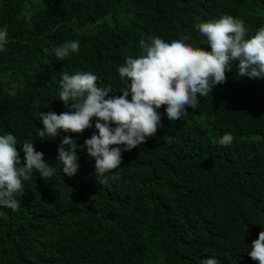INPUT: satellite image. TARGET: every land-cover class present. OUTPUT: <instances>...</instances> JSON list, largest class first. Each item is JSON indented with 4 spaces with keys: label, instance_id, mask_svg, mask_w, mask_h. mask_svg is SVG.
Wrapping results in <instances>:
<instances>
[{
    "label": "trees",
    "instance_id": "obj_1",
    "mask_svg": "<svg viewBox=\"0 0 264 264\" xmlns=\"http://www.w3.org/2000/svg\"><path fill=\"white\" fill-rule=\"evenodd\" d=\"M223 15L243 19L251 38L264 26V0H0L9 40L0 52V135L16 137L22 166L25 142L57 164L47 181L35 170L22 181L18 210L0 207V264H259L248 252L264 231V79L238 76V61L225 83L198 94V109L186 107L188 117L170 121L162 105V127L124 152L119 178L103 186L84 147L98 135L95 120L82 134H62L78 146L72 177L57 163L62 136L38 135L40 112L68 111L63 71L91 72L110 96L122 95L117 64L143 51L142 39L190 36L186 44L210 52L195 24ZM77 39L79 52L57 60L53 50ZM113 44L122 52L114 70L99 56ZM12 83L23 84L15 96ZM226 133L233 141L222 146Z\"/></svg>",
    "mask_w": 264,
    "mask_h": 264
},
{
    "label": "clouds",
    "instance_id": "obj_2",
    "mask_svg": "<svg viewBox=\"0 0 264 264\" xmlns=\"http://www.w3.org/2000/svg\"><path fill=\"white\" fill-rule=\"evenodd\" d=\"M199 19V18H197ZM109 23L110 19L105 18ZM101 24V23H100ZM200 35L206 38L211 51L193 47L184 41L191 39L183 36L170 43L158 36H149L140 41L143 51L136 55L122 56L118 44L110 51H104L100 57L115 69L125 87L122 95H112L111 86L98 87L97 76L91 72H78L70 75L63 71L59 81V101L68 111L60 114L54 111L40 112L43 130L38 135L57 138L64 133L82 134L85 129H95L92 136L84 141L87 155L95 160L97 182L102 186L109 180L119 178L114 171L120 168L122 154L130 152L146 143L162 127L161 113L158 109L166 105V114L170 121L188 117L187 108L198 109L199 97H207L216 85L226 82V72L232 70L234 61H238L237 75L253 79H264V26L255 35L246 39L248 29L245 21L231 15L220 19L195 24ZM109 29V28H108ZM8 29H0V52L6 51ZM83 47L81 40L65 42L53 51L57 60L64 61ZM91 54L96 52L90 45L85 47ZM22 83H12L6 89L8 95H17ZM129 96L131 99L129 100ZM48 107V106H45ZM233 137L226 133L218 140L222 146L232 143ZM116 147H112V146ZM68 146V150H65ZM122 146V147H121ZM77 143L69 136H62L57 149L58 162L62 164V173L72 177L78 169ZM24 164L21 165L17 151V139L13 134L0 135V207L13 211L21 206L20 198L24 194L22 181L32 178L33 171L39 173L45 181L56 172L44 160L43 153L37 152L32 142L22 145ZM250 258L264 264V231L251 245ZM201 264H220L216 258H207Z\"/></svg>",
    "mask_w": 264,
    "mask_h": 264
},
{
    "label": "rangeland",
    "instance_id": "obj_3",
    "mask_svg": "<svg viewBox=\"0 0 264 264\" xmlns=\"http://www.w3.org/2000/svg\"><path fill=\"white\" fill-rule=\"evenodd\" d=\"M107 20H109V18H107Z\"/></svg>",
    "mask_w": 264,
    "mask_h": 264
}]
</instances>
